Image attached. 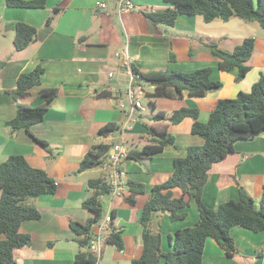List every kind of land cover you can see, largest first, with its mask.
Listing matches in <instances>:
<instances>
[{"label":"crops","instance_id":"0c3cea01","mask_svg":"<svg viewBox=\"0 0 264 264\" xmlns=\"http://www.w3.org/2000/svg\"><path fill=\"white\" fill-rule=\"evenodd\" d=\"M98 2L106 3L101 8ZM135 10H120L119 0H48L46 8L29 9L8 7L0 0V61H6L0 70V163L11 154L23 155L36 168L44 169L57 181L54 194H42L36 199L41 218L26 220L21 226L31 235L30 245L24 247L17 264H75V255L85 251L78 240L70 221L86 223L94 214L82 206L83 201L93 195L88 188L92 178L112 176L110 167L78 172L81 159L91 145L101 142L126 141L129 151L141 150L150 140L146 124L151 117L163 111L169 116L181 107L199 109V119L207 121L219 99L233 98L240 90L250 91L264 73V60L251 59L252 69L237 80L238 70L222 71L208 47L213 43L206 38L227 39L219 48L233 51L241 40L256 38L254 54L258 57L259 25L239 18L229 21L215 20L207 23L202 15H180L175 26H155L144 15L145 12L163 10V0H131ZM63 10L47 21L53 8ZM24 22L38 29L35 43L21 51L15 50L13 26ZM244 30L240 38L228 42L229 31ZM238 29V30H239ZM258 50V51H257ZM192 51V55L190 52ZM257 51V52H256ZM171 53L176 61L170 60ZM253 54V56H254ZM128 56L141 71L172 69L192 72L210 66L213 79L223 82L218 90L206 96L183 98L144 99V110L129 120L120 109L119 102L126 98L129 75L124 69L123 59ZM259 59V58H258ZM44 67L41 84L22 98L24 103L36 105L41 101V89L58 87L59 95L53 101L44 120L31 128V133L48 142L49 146L34 141L26 130L11 133L8 122L17 114V106L4 90H13L23 72ZM110 72H115L110 77ZM148 93L153 87L145 84ZM108 90L112 97L97 94ZM153 102V112H146L145 103ZM113 122L121 128L107 136H99L104 125ZM191 117L180 123L170 124L168 131L176 138V146L164 150L142 161L126 159L123 170L124 192L126 184L133 180L145 184L146 193L139 197L137 206H125L122 197H103L104 211H113V229L122 231L123 249L107 243L101 264H131L144 249V226L140 212L150 196L153 186L167 181L174 172V159L185 157L188 147L201 146L204 139L193 134ZM123 135V137H122ZM134 148H129L127 144ZM111 152V150H110ZM245 188L257 206L264 190V134L253 140L235 144V151L224 160L214 164L202 193L203 202L217 210L221 203L239 198V188ZM179 193L176 190L175 195ZM185 218L172 221L166 213L151 222L150 228L161 234L163 252L173 250L171 238L179 229L194 226L199 220L195 200L188 208ZM231 235L237 248V256L229 257L212 239H207L202 264H264V231L253 232L234 226ZM159 264H166L162 257Z\"/></svg>","mask_w":264,"mask_h":264},{"label":"trees","instance_id":"16d2710c","mask_svg":"<svg viewBox=\"0 0 264 264\" xmlns=\"http://www.w3.org/2000/svg\"><path fill=\"white\" fill-rule=\"evenodd\" d=\"M167 7L163 10L145 12L144 15L155 26L172 28L180 15H202L207 23L215 20L229 21L239 18L248 22H256L264 29V0H163ZM8 7L42 9L46 8L48 0H6ZM63 9L55 7L47 21L52 22L55 15ZM15 35L13 44L15 50L21 51L37 41L38 29L24 22L13 26ZM211 54L217 60L222 71L238 70L237 80L243 79L252 69L250 61L256 48V38H245L236 45L233 51L219 48L215 43H209ZM192 55V51L190 52ZM171 61H176L174 53ZM6 61H0V70ZM135 73L139 74L144 84L153 87L148 93L149 98H183L185 94L192 97L206 96L213 90L223 86V82L213 79V69L205 66L192 72L172 69L141 71L133 65ZM45 69L37 65L30 71L23 72L17 79L13 90H4L17 106L16 116L8 122L11 133L21 129L26 130L34 141L48 147L47 141L35 137L31 128L44 120L53 101L59 95L58 87L41 89V101L30 105L22 101L31 90L41 84V76ZM99 97H112V92L104 90ZM154 105L153 102L149 103ZM191 117L192 133L201 136L204 144L188 147L185 157L174 159V172L171 177L152 187L150 196L140 212L139 220L144 226V249L139 258L131 264H159L163 257L166 264H202L205 243L212 239L229 257L237 256L235 241L231 235L234 226H240L253 232L264 231V190L257 206L248 191L240 187L239 198L220 204L217 210L208 207L202 200V193L208 181L209 171L214 164L224 160L235 151V144L243 140H253L264 134V73L252 86L250 91L240 90L233 98L219 99L211 111L207 121L199 119V109L181 107L169 116L158 111L151 117L152 124L145 126L150 140L141 150H131L128 158L142 161L164 150L167 146H176V138L168 131L170 124L180 123ZM121 125L110 122L99 129V136H107L118 131ZM112 143L101 142L91 145L81 159L78 172L98 168L109 161ZM122 200L125 206H137L139 197L146 193L143 183L130 180ZM88 188L93 195L86 198L82 206L93 212L94 216L86 223L70 221L71 228L82 236L78 240L85 251L75 255V264H96L95 258L87 251L92 229L105 214L102 198L111 199V177L92 178ZM0 264H17L20 251L30 245L31 235L24 233L21 226L26 220L41 218L35 202L42 194H54L57 191V181L48 172L33 167L23 155L11 154L0 163ZM176 190L179 191L175 195ZM195 200L199 220L192 227L176 231L170 242L173 250L163 252L161 249V234L150 228V224L164 213L172 221L186 217L191 202ZM112 216L114 214L112 211ZM122 231L113 229L107 243L123 249Z\"/></svg>","mask_w":264,"mask_h":264},{"label":"built area","instance_id":"2783aa9c","mask_svg":"<svg viewBox=\"0 0 264 264\" xmlns=\"http://www.w3.org/2000/svg\"><path fill=\"white\" fill-rule=\"evenodd\" d=\"M97 5L101 8H107L106 3L98 2ZM120 10H135V5L131 0H119ZM124 69L129 75V82L126 89V98L120 100L119 107L124 110L128 121L135 120L137 113L144 110V99L147 98L145 84L139 74L133 70L132 60L125 56L123 59ZM110 77L115 75V72H110ZM123 137V135H122ZM129 150L124 142L114 143L109 155V161L103 166L112 169L111 176V197H120L124 193L123 179L126 176L123 170L125 160L128 158ZM113 232V216L111 210H108L105 215L94 224L91 234L90 243L87 251L95 258L96 264H101L104 247L107 244V239Z\"/></svg>","mask_w":264,"mask_h":264},{"label":"rangeland","instance_id":"374dc122","mask_svg":"<svg viewBox=\"0 0 264 264\" xmlns=\"http://www.w3.org/2000/svg\"><path fill=\"white\" fill-rule=\"evenodd\" d=\"M248 22V21H247ZM254 24H256V26H258V24L257 23H254ZM257 28H259V34H258V36H259V40H261L260 42H259V48H258V50L260 49V53H259V55H258V57L254 54V56L252 57V59L253 58H256V60L255 61H260L261 59L262 60H264V29H262L261 27H257ZM234 29H236L235 31H229L228 33L230 34V38L228 39V42L229 41H232V40H234V39H237V38H240L241 37V34L242 33H244V30H242V29H239V28H234ZM239 29V30H238ZM247 38V37H246ZM207 40H211L213 43H215V44H217V45H221L222 44V41H226L227 39H217V38H209V37H207L206 38ZM245 39V38H244ZM243 40V39H242ZM241 40V41H242ZM238 45V44H237ZM236 47V46H235ZM234 47V48H235ZM257 50V51H258ZM256 51V52H257ZM259 58V59H258ZM146 104V112L144 113V114H150V113H152L153 112V108H152V106L147 102V103H145ZM157 113V112H156ZM108 143H112V142H108ZM125 146H126V141H125ZM127 146L129 147V148H134L133 147V145L132 144H127ZM0 197H1V190H0Z\"/></svg>","mask_w":264,"mask_h":264},{"label":"clouds","instance_id":"9594fccd","mask_svg":"<svg viewBox=\"0 0 264 264\" xmlns=\"http://www.w3.org/2000/svg\"><path fill=\"white\" fill-rule=\"evenodd\" d=\"M113 144H114V143H113ZM113 144H112V146H113ZM111 149H112V148H111ZM109 155H110V154H109ZM127 159H128V158H127ZM106 212H107V211H105V213H106ZM111 212H112V211H111ZM104 215H105V214H104ZM104 215H103V216H104Z\"/></svg>","mask_w":264,"mask_h":264}]
</instances>
